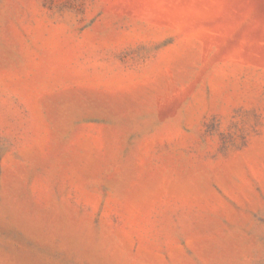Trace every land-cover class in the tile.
<instances>
[{
    "label": "rangeland",
    "instance_id": "1",
    "mask_svg": "<svg viewBox=\"0 0 264 264\" xmlns=\"http://www.w3.org/2000/svg\"><path fill=\"white\" fill-rule=\"evenodd\" d=\"M0 264H264V0H0Z\"/></svg>",
    "mask_w": 264,
    "mask_h": 264
}]
</instances>
